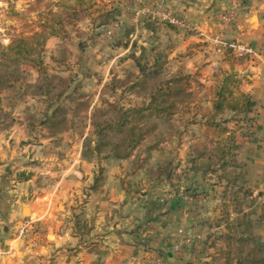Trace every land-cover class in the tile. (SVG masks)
<instances>
[{
  "label": "rangeland",
  "instance_id": "374dc122",
  "mask_svg": "<svg viewBox=\"0 0 264 264\" xmlns=\"http://www.w3.org/2000/svg\"><path fill=\"white\" fill-rule=\"evenodd\" d=\"M43 1L37 4V0H0L2 47L40 32L47 12L45 5L51 4L54 12L61 11L54 6L60 0ZM84 1V6L77 7L81 19L73 23L64 21V33L49 38L32 56L42 62L49 77L55 78L56 89L51 90L47 98L40 95L38 85L43 77L33 64L19 60L14 54L10 61L1 60L0 52V163L4 166L0 177L1 215L11 214L8 201L13 203L22 197L30 202L40 199V203H44L49 200H42L48 198L47 194L72 188L76 191L74 195L63 194L54 208L55 216L59 217L64 205L72 209L66 223L69 222L75 232L78 230L75 223L86 216L84 211L89 198L104 189L118 188L122 200L108 207L112 209L110 228L124 230L131 242L139 240L140 251L145 250L148 255L155 254L153 250L147 251L148 246L162 247L163 262H169V252L176 264H226L224 237L228 233L236 236L237 232L236 237L251 235L248 246H254L256 241L264 248V165L258 168L250 163L242 146V140L254 134L253 111L245 117L226 112L217 119L222 128L233 134L239 147L235 188L219 179L221 170L208 158L213 155L211 143L222 141L206 126L214 90L221 73H235L234 70H220L221 73L203 78L202 68L187 70L182 62L163 66L161 60L155 59L153 35L140 34L137 31L140 22L136 19L122 23L121 9L127 5L132 7L135 0H127L129 4L119 2L117 6L97 0ZM70 2L75 3V0ZM145 15L154 27L161 24L175 27L165 23L153 9H148ZM224 54L231 55V63L239 59L232 52ZM137 63L147 72L159 70V80L131 90L140 76ZM178 73L192 77V100L180 106L176 116L155 121L158 128L152 140L144 142L124 161L115 160L107 152L95 151L93 116L97 111L109 112L105 114L106 120L114 116L111 107L126 109L148 103L158 82ZM61 80L68 88L64 96L57 99L63 90ZM239 89L242 91L241 83ZM83 103L89 104L88 111L80 107ZM58 107L66 111V123L43 124L46 116ZM262 140L264 143V137ZM157 144L158 149H148ZM153 173L163 174L157 178ZM10 190L11 196H4ZM234 193H238L236 203ZM101 198L99 194L95 201ZM25 205L24 211L16 213L15 220L0 221L1 227L9 226V237L17 242L18 254L12 257L14 264H29L27 260L32 254L25 251L27 247L52 241L40 226L31 222L28 203ZM238 218L243 219L240 228ZM116 219L119 222L116 223ZM80 231H86L85 226ZM102 233L95 235V240L104 238ZM55 251L41 256L34 247L35 264H55ZM14 253L9 250L2 256L3 260ZM139 259L146 261L147 258H135L133 263L137 260L138 263ZM3 260L0 264H12ZM149 261L157 263L153 258Z\"/></svg>",
  "mask_w": 264,
  "mask_h": 264
},
{
  "label": "crops",
  "instance_id": "0c3cea01",
  "mask_svg": "<svg viewBox=\"0 0 264 264\" xmlns=\"http://www.w3.org/2000/svg\"><path fill=\"white\" fill-rule=\"evenodd\" d=\"M97 2L116 4L114 6H117L119 2L129 4L127 0H97ZM231 3L232 0H135L132 7L127 5L125 9H121V17L123 24H128L130 20L136 19L141 25L140 29L139 25L137 27L140 34L153 35L152 45L155 50V59L157 57L161 60L163 66L169 62H182L187 70L197 71L198 68H202L203 78H207L210 74L215 75L220 70L229 71L231 68L234 70L241 80L242 91L249 94L255 102L251 116L255 125L254 134L250 139L242 140V146L248 158L250 157V163L259 168L264 165V143L262 140L264 137V0H237L233 20L228 26H224L222 18ZM148 9L155 10L156 14L170 11L177 20L184 21L196 28L197 33L186 32L182 28L169 27L164 24L154 27L145 17ZM218 34L222 35L227 44L247 47L252 50L253 54L245 59L239 58L234 63L229 60L231 55H216L212 50L210 39ZM3 167V164L0 163V177L3 176L1 173ZM262 170L264 171V167ZM256 174L258 175V173ZM62 191V193L59 191L47 194L48 198L42 200H49L44 203H40V199L30 202L28 198L23 199L22 197L13 200V203L8 201L11 206V214L2 216L0 213V221H4V219L13 221L19 210L24 211L25 203H28L31 222H35L34 225L37 227L40 226L43 233L46 232L49 240H52L49 241L51 243L44 242L42 246L37 247L34 244L26 248L25 251L32 254L27 260L29 264H35L34 247L36 253L41 256L56 249L57 264H176L170 259L171 253L169 252L167 253L169 262H163L162 256L165 251L162 247L148 246L147 251L155 252L153 256L148 255L145 250L144 253L140 251L139 240L131 242L124 230L110 228L112 209H108V207L110 208L115 202L122 200V194L118 188L104 189L89 198L87 210L84 211L86 216L79 219V223H75L78 224L75 227L78 230L75 232L71 230V224L66 223V218L72 209H67V206L64 205L65 209L61 212L60 217L55 216L54 204L60 202L64 195L73 196L76 192L72 188ZM1 192L0 198L3 196ZM11 193L10 190L4 196H11ZM99 194L103 198L95 201L98 200L96 198ZM13 196L17 197L18 195ZM3 203L7 206L5 201ZM75 212L77 211L74 210ZM119 218L121 219V215ZM117 222L119 221L116 219ZM84 226L86 231L81 233L80 229ZM8 227L0 226V262L3 260L2 256H5L10 250V253L15 252L14 255L3 261L14 264L12 257L18 254L17 242L10 239ZM101 232L105 234V237L98 241L95 240L94 236ZM138 257L147 259L146 261L139 259L138 263H136L138 260L133 263V259ZM152 258L157 263H150L149 260Z\"/></svg>",
  "mask_w": 264,
  "mask_h": 264
},
{
  "label": "trees",
  "instance_id": "16d2710c",
  "mask_svg": "<svg viewBox=\"0 0 264 264\" xmlns=\"http://www.w3.org/2000/svg\"><path fill=\"white\" fill-rule=\"evenodd\" d=\"M43 0H37V4H42ZM84 0H60L54 6L60 8L61 11L54 12L51 4L45 5L47 12L44 15V21L40 25V32H34L30 37H20L15 40L9 47L4 48L0 45L1 60L10 61L12 55L18 56L19 60L28 61L33 64L39 74L43 77V82L38 85L40 95L48 97L51 90L56 89L54 84L55 78H51L45 73L43 64L40 60L36 61L32 56L38 52L37 48H43L49 38L58 37L64 33V21L73 23L81 19L78 17L77 7L84 6ZM34 9V8H33ZM140 76L136 79L137 87H145L149 82L159 80L161 77L159 70L147 72L138 66ZM221 73V72H220ZM191 76L178 73L170 79L160 80L149 95V102L140 106L130 108H114V116L110 119L105 114L109 112L97 111L93 116V129L97 138L95 151L98 154L107 152L117 161H124L131 158L134 152L146 141L152 140L157 131V123L155 121L162 119H170L179 113V107L187 105L192 100L191 94ZM114 81L113 83H115ZM120 82V81H117ZM44 83V84H42ZM241 81L235 73H221L218 85L214 90V101L209 111L206 126L212 129L222 141L212 142L213 155L208 156L212 160L213 166L221 170L220 180H226L228 186L236 187V170L239 168L236 162V151L238 146L234 142L233 134H230L227 128H222L217 119L226 112H231L235 117L249 115L254 107L255 102L249 94L242 92L240 88ZM63 90L57 96L61 99L67 92L68 85L65 81H60ZM51 105V102H50ZM111 106H114L111 104ZM85 111L89 110V104L80 105ZM66 111L63 107H58L51 115L46 116V123L57 124L60 126L65 124ZM99 117L101 121H95ZM224 122H227L225 120ZM149 150L158 149V144L148 148ZM216 172V171H215ZM160 178L163 173H153ZM98 183V180H96ZM96 190V188H94ZM233 201L238 202V193L233 194ZM226 214H229L228 212ZM228 217V215H227ZM243 219L238 218V228L241 227ZM228 229H234L227 225ZM235 228V229H238ZM230 231V232H231ZM236 236L237 232H236ZM232 233H228L224 239L227 245L224 255L226 264H264V248L254 241V246L250 247V236L236 237Z\"/></svg>",
  "mask_w": 264,
  "mask_h": 264
},
{
  "label": "built area",
  "instance_id": "2783aa9c",
  "mask_svg": "<svg viewBox=\"0 0 264 264\" xmlns=\"http://www.w3.org/2000/svg\"><path fill=\"white\" fill-rule=\"evenodd\" d=\"M237 8V0H232L230 8L227 10L225 15L223 16L222 20L224 21L225 26H228L227 23L232 22L234 12ZM161 15L162 20L165 23H168L169 25L175 26V27H181L189 32L197 33V29L192 27L191 25L185 23L184 21H179L176 18H174L170 11H162L161 13H158ZM210 43L213 46L214 52L216 54H224L226 52H232L238 56V58L245 59L249 55H252L253 52L251 49L247 47L237 46V45H229L227 44L222 36L220 34L213 36L210 39Z\"/></svg>",
  "mask_w": 264,
  "mask_h": 264
}]
</instances>
